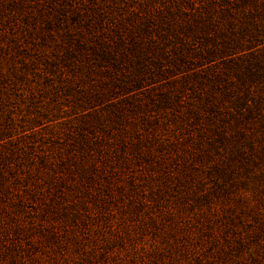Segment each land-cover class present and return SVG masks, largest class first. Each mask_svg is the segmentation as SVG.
<instances>
[{"label": "rangeland", "instance_id": "obj_1", "mask_svg": "<svg viewBox=\"0 0 264 264\" xmlns=\"http://www.w3.org/2000/svg\"><path fill=\"white\" fill-rule=\"evenodd\" d=\"M169 1L0 0V264H264V154L208 145L234 105L158 52L164 77L122 87ZM121 39L115 73L101 55Z\"/></svg>", "mask_w": 264, "mask_h": 264}, {"label": "trees", "instance_id": "obj_2", "mask_svg": "<svg viewBox=\"0 0 264 264\" xmlns=\"http://www.w3.org/2000/svg\"><path fill=\"white\" fill-rule=\"evenodd\" d=\"M164 3L163 7L160 5V9L153 11L155 18L161 21V26L165 25L171 31L168 35L161 34V43L156 44V52L153 50L148 54L146 49L135 48L139 51L135 54V80L130 85L123 84L122 87L130 92L129 89L138 87L146 79V75H151L152 68L159 69L162 61L154 57L158 55L157 52L171 67L167 75L187 73L196 78L199 76V79H202L197 82L200 89L210 85V89L218 91L222 95L220 98L234 105L235 110H226V127L215 128L213 132L218 139L208 141V145H214L213 148L217 151L215 143L224 150L228 146L240 160H246L243 165H247L251 156L256 155L255 143L259 144L264 154V101L254 95L251 88L256 82L262 83L264 88V54H261L264 49L259 51L257 48L261 45L264 47V0H171L167 5ZM148 14L152 15L150 12ZM138 19L144 23L152 18ZM125 40L119 41L116 51L107 47L102 50L101 62L107 67L110 66L108 69L115 70V73L119 72L116 70L118 65L128 60V51H121L120 55L117 53V49ZM161 45H168L165 48L174 55L172 59L167 58L169 55L164 53L165 48ZM145 60H148V65L143 62ZM216 65L222 66L223 69ZM156 76L164 77V69L160 68ZM216 82L224 86L219 87ZM214 92L207 91L206 98L202 100L204 105L212 102L209 108L201 102L200 107L209 112L208 118L213 115L209 123L215 125L214 120L216 116L219 117L220 100ZM225 94L226 97L223 96ZM248 123L254 125L252 130L261 132V135L247 131L245 124ZM230 129H233L235 134L229 133ZM246 151H249L251 156L247 155ZM211 224L207 219L196 229L202 236L207 235L212 232ZM238 243L236 251L240 252L243 247L241 239ZM250 257L248 264H258L256 256Z\"/></svg>", "mask_w": 264, "mask_h": 264}]
</instances>
